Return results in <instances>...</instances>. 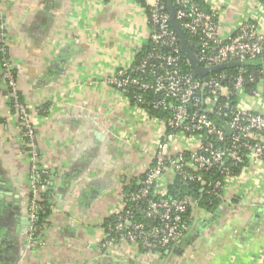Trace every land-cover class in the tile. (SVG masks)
<instances>
[{
    "label": "crops",
    "instance_id": "obj_1",
    "mask_svg": "<svg viewBox=\"0 0 264 264\" xmlns=\"http://www.w3.org/2000/svg\"><path fill=\"white\" fill-rule=\"evenodd\" d=\"M218 12L221 35L244 22L264 35L262 0H198ZM0 30L35 128L40 165L52 175L50 216L29 246L32 184L27 145L4 93L0 66V264H264V164L252 161L214 211L196 212L183 244L145 252L102 249L121 192L153 164L161 126L108 80L147 47L135 0H0ZM245 104L264 116V83ZM162 177L157 191L172 184ZM88 246H92L91 249Z\"/></svg>",
    "mask_w": 264,
    "mask_h": 264
},
{
    "label": "built area",
    "instance_id": "obj_2",
    "mask_svg": "<svg viewBox=\"0 0 264 264\" xmlns=\"http://www.w3.org/2000/svg\"><path fill=\"white\" fill-rule=\"evenodd\" d=\"M143 4L150 28L147 47L136 52L132 66L118 70L109 84L123 91L127 100L161 126L153 164L136 180L133 192H121L124 210L108 219L105 238L99 247L108 249L129 244L145 252L179 248L191 230L196 212L203 210L202 196L168 197L167 192L150 195L162 177L172 183L197 184L201 192L221 202L238 165L258 161L264 164V116L250 109L244 100V63L264 55V35L255 25L244 22L228 38L221 35L218 12L205 10L198 0H172L175 19L190 36L203 69L241 62L236 75L224 70L197 75L191 61L182 58L179 38L170 24V11L164 0H135ZM0 30V42L5 41ZM0 66L4 88L10 93L21 139L29 148L31 169L38 177L48 175L40 163L35 144V128L28 107L21 101L15 68L7 46H1ZM248 83H264L262 71L248 74ZM256 94V90L248 92ZM154 111H161L156 116ZM221 117L228 123L220 122ZM225 126L232 134L227 137ZM47 182V180H45ZM45 186L32 184L29 208V244L35 246L44 226L37 224L42 206L39 200ZM127 203L132 204L128 206ZM205 210V209H204ZM138 211L139 218L135 219ZM37 237V238H36ZM89 249L92 246H88Z\"/></svg>",
    "mask_w": 264,
    "mask_h": 264
},
{
    "label": "trees",
    "instance_id": "obj_3",
    "mask_svg": "<svg viewBox=\"0 0 264 264\" xmlns=\"http://www.w3.org/2000/svg\"><path fill=\"white\" fill-rule=\"evenodd\" d=\"M264 2V0H262ZM164 2L166 3L167 6H169V0H164ZM199 2V1H197ZM173 4V3H172ZM174 7V5H173ZM175 9V8H174ZM185 39H186V42H187V45L190 49V51L194 54L197 53L196 49L194 48V45L192 44L191 42V39H190V36L188 34H185ZM7 46L6 45V40L3 41V42H0V48L1 46ZM2 56L0 55V60H1ZM182 58L183 60H186V56L182 53ZM244 67L246 68L248 74L250 73H257L258 71H262L263 74H264V55L263 57L257 59V60H254V61H247L244 63ZM227 73L229 74H232V75H236L237 73V69L236 68H227L226 71ZM16 70H15V76H16ZM248 74L245 75V80H246V83H245V89L247 92H251L252 90H256L257 88V85L258 83H248L247 79H248ZM209 75L207 76H204L203 78H207ZM17 78V77H16ZM4 93H5V96L8 97L10 95V93L6 90H4ZM20 94V92H19ZM20 97H21V94H20ZM9 98V97H8ZM21 101L23 102L22 100V97H21ZM9 106H10V109H11V112L16 115V111L13 109V106H12V101L11 99L9 98ZM154 115L156 116H162L164 115L163 112L161 111H154L153 112ZM224 122V123H228V118H225V117H221V120L220 122ZM20 126V124H19ZM21 136H22V133H21ZM25 140H23L24 142ZM26 152L28 151L29 152V148H26L25 149ZM247 162L244 163L243 165H238L235 167L234 169V172L233 174L234 175H239L243 166H247ZM45 180H47V182H45ZM34 182L35 184H37L38 187H41V186H45L46 187V190L42 193V196L39 200V203L40 205L42 206V210L39 211L38 213V216H37V224L39 226H44L45 223L47 222L48 220V217L50 216V202H51V197H52V175H50V173H48V175L46 176H40V177H35L34 179ZM136 189V180H133L129 185H127L125 187V190L126 191H130V192H133L134 190ZM157 191V188L156 186H153L151 189H150V195H155ZM167 196L168 197H174V196H183V195H192V196H202L203 197V200H202V207L205 209V210H208V211H214L215 209H217L221 203V201L211 195H208L206 194V190L204 191V193L201 192V189L198 188V185L197 184H185L183 182H181L180 180H175L168 188H167ZM32 197L31 196V200H32ZM30 200V202H31ZM128 206H131L132 204H129L127 203ZM139 215L138 214V211L135 212V219H138L139 218ZM105 226H106V223H105ZM37 238V237H36ZM165 250H161L159 252H163Z\"/></svg>",
    "mask_w": 264,
    "mask_h": 264
},
{
    "label": "water",
    "instance_id": "obj_4",
    "mask_svg": "<svg viewBox=\"0 0 264 264\" xmlns=\"http://www.w3.org/2000/svg\"><path fill=\"white\" fill-rule=\"evenodd\" d=\"M172 3H173L172 0H169V6L168 7H169V11H170L171 27H172L173 31L176 33L177 37L179 38L182 53L191 61L192 67L195 70L197 75L204 76L207 73L212 72V71H219V70H224L227 68H234V67L242 66V63L238 62V63H232V64H227V65H221V66H218L214 69H203L200 66L196 56L190 51V49L187 45L186 39H185L184 31L176 23L175 12H174V7H173ZM225 130H226L227 137H229L232 134L230 127L225 126ZM28 224L30 226L32 225V223L30 221H28Z\"/></svg>",
    "mask_w": 264,
    "mask_h": 264
},
{
    "label": "rangeland",
    "instance_id": "obj_5",
    "mask_svg": "<svg viewBox=\"0 0 264 264\" xmlns=\"http://www.w3.org/2000/svg\"><path fill=\"white\" fill-rule=\"evenodd\" d=\"M157 143H158V138L154 141V148H153L152 154H155V148H156ZM141 175H142V174H141ZM141 175H140V176H141ZM161 192H162V193H165V192H166V189L161 190ZM28 240H29V239H28ZM29 246H30V244H29Z\"/></svg>",
    "mask_w": 264,
    "mask_h": 264
}]
</instances>
